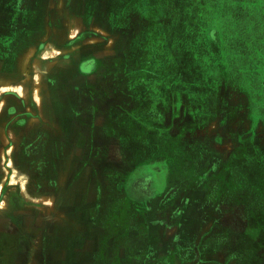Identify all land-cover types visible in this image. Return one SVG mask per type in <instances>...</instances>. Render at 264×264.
Returning <instances> with one entry per match:
<instances>
[{
  "label": "rangeland",
  "instance_id": "374dc122",
  "mask_svg": "<svg viewBox=\"0 0 264 264\" xmlns=\"http://www.w3.org/2000/svg\"><path fill=\"white\" fill-rule=\"evenodd\" d=\"M73 44L91 56L77 102L93 133L80 162L61 154L60 181L49 180L38 137H22L27 104L0 109L18 132L14 148L0 149V233L20 236L23 264H62L41 242L63 220L78 255L109 257L107 230L120 226L98 215L93 249L91 201L105 212L120 191L148 193L157 170L161 188L167 168L174 199L197 194L189 204L205 206L211 229L177 252L183 261L138 264H264V0H0V66L8 60L16 82L0 101L39 89L40 54L54 61ZM57 200L69 213L55 214Z\"/></svg>",
  "mask_w": 264,
  "mask_h": 264
},
{
  "label": "crops",
  "instance_id": "0c3cea01",
  "mask_svg": "<svg viewBox=\"0 0 264 264\" xmlns=\"http://www.w3.org/2000/svg\"><path fill=\"white\" fill-rule=\"evenodd\" d=\"M75 44L64 47L63 51L57 52L60 56H55L56 60L54 61L47 58L48 60L45 59V62H42L44 61L43 55L40 54L39 89L38 87L29 86L26 91H22L23 98L17 97L14 92L7 89V95L0 101V109L2 108L9 114L11 111L15 114L16 107L19 110L26 108L27 104V109H25L27 112L25 111L24 117H30L31 121L26 120L25 133L22 134V137L27 139L28 134H34L38 137V142L33 143L35 145L39 144L38 148L42 153V159L44 160L42 163L45 167L55 169L54 175H48L49 180H55V182L61 180L60 169L58 168L63 165V161L60 160L61 154L72 150L73 164L77 161L80 162V152L85 147L89 149L91 134L93 133L91 124L87 123L85 125L80 120L79 104L77 102V88L80 89V66L83 62L89 60L91 56L88 55L89 50L82 51L80 46L75 48ZM70 53L73 55H64ZM4 64L2 63L0 66V75L8 78L4 83H0V88L7 86V88L13 90L16 82L12 79L11 64L8 60ZM5 66L8 68L7 72H3ZM20 88L23 89L22 85H20ZM7 116L3 119L0 116V125L3 124L0 127V138L5 139L0 143V149H3L6 145L9 149H12L11 146L14 148L15 138L18 135L15 126L4 124V118ZM34 148L36 149L35 146H32V149ZM75 160L77 161L75 162ZM154 166L158 169L159 161L154 163ZM170 171L167 168L160 188L156 183L157 179L155 181L153 178L154 176L157 177L159 172L157 170L151 177V189L148 193L142 192L141 195L137 193L139 197L132 193L130 195L129 192L120 191L121 195L117 194L113 196L114 200H110L108 204L105 203L107 204L105 212L103 206L99 210V205L96 206V202L94 204V201H91V246L93 249L102 245L101 243L98 244L96 240V235L101 236L95 224L98 215H105L106 224L112 226V221H114L117 224L119 223L120 226V228L109 227L107 230V244L105 246L108 253L106 256L109 257H99V255L97 258V254L91 252L90 260L89 256L78 255L77 239L73 235L72 225L69 224L68 227L64 220L62 222L58 221L52 232H46L48 236L41 242L42 249L53 250L56 254V262L62 264H91V261L108 264H112V262L115 264H138L151 258L158 262L185 260L177 252L185 249L190 243L197 246L202 239L207 238L211 227L207 220L208 213L204 211L206 210L205 206L197 201L189 204L190 201L197 199V194L191 195L192 198L189 199V203H184L185 205L182 204L181 196L174 199L177 195V188L175 186V189L171 188V182L176 177L171 176ZM90 191L88 189L87 195L92 198ZM59 194V191H55L53 197L58 198ZM134 196L137 197V200L133 198ZM94 198L96 197L94 196ZM65 206L63 201L58 203L57 200L55 207L51 208H54L55 214L69 213L68 211H62ZM179 212H181L180 215L185 214L186 217H177L176 214ZM72 220L75 221L76 219ZM130 221L133 222V225L128 228L127 224ZM188 232H191L192 234L190 233L189 236L195 239L192 242H189L188 237L183 236L184 233L188 234ZM19 243V235L0 233V264L24 263L23 257L21 258L19 253ZM126 247L127 250H124ZM143 250L147 253V257H143Z\"/></svg>",
  "mask_w": 264,
  "mask_h": 264
},
{
  "label": "flooded vegetation",
  "instance_id": "af4514ba",
  "mask_svg": "<svg viewBox=\"0 0 264 264\" xmlns=\"http://www.w3.org/2000/svg\"><path fill=\"white\" fill-rule=\"evenodd\" d=\"M89 60H90V59H89ZM89 60L83 62L82 64H84V63H86V62H91V61H89ZM81 66H83V65H81ZM5 233H8V234H15V233H12V232H5ZM15 235H17V234H15Z\"/></svg>",
  "mask_w": 264,
  "mask_h": 264
}]
</instances>
